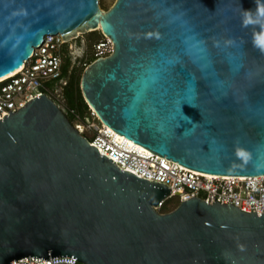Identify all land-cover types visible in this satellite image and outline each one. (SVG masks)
Returning a JSON list of instances; mask_svg holds the SVG:
<instances>
[{
    "label": "water",
    "instance_id": "1",
    "mask_svg": "<svg viewBox=\"0 0 264 264\" xmlns=\"http://www.w3.org/2000/svg\"><path fill=\"white\" fill-rule=\"evenodd\" d=\"M0 0V78L46 35L101 30L81 91L114 132L188 168L264 175V0ZM0 119V264H264V212L121 169L47 94ZM244 153V155H240Z\"/></svg>",
    "mask_w": 264,
    "mask_h": 264
},
{
    "label": "built area",
    "instance_id": "2",
    "mask_svg": "<svg viewBox=\"0 0 264 264\" xmlns=\"http://www.w3.org/2000/svg\"><path fill=\"white\" fill-rule=\"evenodd\" d=\"M77 38V37H72ZM67 42L61 34L46 35L40 47L25 61L22 68L14 75L0 80V119L10 110H18L26 102L40 94H47L67 112L62 101L61 88L50 89L49 82L61 78L63 56L62 50ZM95 58L105 57L113 50L109 37L94 43ZM59 98L58 101L54 98ZM69 111V110H68ZM70 112H74L70 110ZM94 114V112H92ZM81 132H90V142L100 153L112 158L123 170L131 171L141 178L164 183L171 192L156 206L157 210L170 199L178 198L182 202L192 196L208 203H231L243 211L264 212V175L235 176L216 175L188 168L176 161L160 156L147 149L143 152L130 140L125 142L116 138V132L105 124L91 120L77 122ZM146 149V148H145ZM11 264H81L78 259L69 256H56L49 260L42 257H26L14 260Z\"/></svg>",
    "mask_w": 264,
    "mask_h": 264
},
{
    "label": "trees",
    "instance_id": "3",
    "mask_svg": "<svg viewBox=\"0 0 264 264\" xmlns=\"http://www.w3.org/2000/svg\"><path fill=\"white\" fill-rule=\"evenodd\" d=\"M87 38L90 40V47L89 51H91L90 55L91 58L89 61L83 62L82 64L79 63V65L72 66L71 59L67 55L68 54V48L67 44L64 45V49L62 50V56H63V64H62V73L61 78L65 82H60L57 80H51L49 82L50 89H55L56 87H60L62 93V99L66 108L69 110L67 111V116L70 119L72 123L79 122L80 120H85L86 117H89L91 120H95L96 122H99L98 119L94 118L91 114V109L87 102L85 101L82 91H81V77L84 69L89 65L92 61H94L95 55L93 53L94 43L104 38V35L101 30H94L87 32ZM91 49V50H90ZM56 100L59 98L54 97ZM70 110H73L74 112H70ZM70 114V115H69ZM89 133V134H87ZM84 135L88 138H92V134L90 132H84ZM172 199L166 201L164 205L160 208L161 212H168L173 210L177 205L170 202Z\"/></svg>",
    "mask_w": 264,
    "mask_h": 264
},
{
    "label": "rangeland",
    "instance_id": "4",
    "mask_svg": "<svg viewBox=\"0 0 264 264\" xmlns=\"http://www.w3.org/2000/svg\"><path fill=\"white\" fill-rule=\"evenodd\" d=\"M114 2H115V0H100L99 1L100 6L102 8H104L105 10H107L109 7H111ZM89 44H90V40H88L86 33H80V35L77 38H73L72 40H70L67 43V48H68V54L67 55L71 59L72 66H75L76 64L79 65V63L82 64L83 62L90 60L91 51H89V47H90ZM88 58H89V60H88ZM61 96H62V93H61ZM63 100L64 99H62V101ZM87 134H89V133H87ZM170 202H172L173 204H176L178 202V198H173Z\"/></svg>",
    "mask_w": 264,
    "mask_h": 264
},
{
    "label": "bare ground",
    "instance_id": "5",
    "mask_svg": "<svg viewBox=\"0 0 264 264\" xmlns=\"http://www.w3.org/2000/svg\"><path fill=\"white\" fill-rule=\"evenodd\" d=\"M80 33L81 32H78V34L80 35ZM78 35V36H79ZM22 68V66L19 68V69H17L16 71H14V72H12L11 74H9V75H7L8 77L9 76H12V75H14V74H16L20 69ZM7 76H5V77H7ZM5 77H2V78H0V80H2V79H4ZM116 134V138L117 139H119V140H123L124 142H125V139L122 137L123 135H120V134H118V133H115ZM130 142L131 143H133V144H135L133 141H131L130 140ZM137 144V143H136ZM137 146L139 147V149H141V151H143V152H145V151H147V149H145L144 147H142V145H139V144H137ZM26 258V257H25Z\"/></svg>",
    "mask_w": 264,
    "mask_h": 264
},
{
    "label": "clouds",
    "instance_id": "6",
    "mask_svg": "<svg viewBox=\"0 0 264 264\" xmlns=\"http://www.w3.org/2000/svg\"><path fill=\"white\" fill-rule=\"evenodd\" d=\"M258 11H259V13L264 14V8H260V9H258ZM77 37H78V36H77ZM104 37H105V35H104ZM71 40H72V39H71ZM69 41H70V40H69ZM69 41H68V42H69ZM68 42H67V43H68ZM92 62H93V61H92ZM92 62H91V63H92ZM87 66H88V65H87ZM54 101H55V100H54ZM55 102H56V101H55ZM58 104H59V103H58ZM61 109H62V108H61ZM90 109H91V108H90ZM63 111H64V110H63ZM64 112H65V111H64ZM92 112H94V111L91 109V114H92ZM65 113H67V112H65ZM92 116H93L94 118L98 119V117H97V115H96L95 112H94V114H92ZM98 120H99V119H98ZM93 121H95V120H93ZM99 123H100V124H103L100 120H99ZM73 125L76 127V123H75V124L73 123ZM109 128H110V127H109ZM110 129H111V128H110ZM111 130H112V129H111ZM82 133H83V132H82ZM83 134H84V133H83ZM89 140H90V139H89ZM135 144H136V143H135ZM142 147H143V146H142ZM144 148H145V147H144ZM146 149H147V148H146ZM179 203H180V202H178V205H179ZM176 207H177V206H176ZM158 211H160V210H158ZM160 212H161V211H160ZM81 264H82V263H81Z\"/></svg>",
    "mask_w": 264,
    "mask_h": 264
},
{
    "label": "flooded vegetation",
    "instance_id": "7",
    "mask_svg": "<svg viewBox=\"0 0 264 264\" xmlns=\"http://www.w3.org/2000/svg\"><path fill=\"white\" fill-rule=\"evenodd\" d=\"M65 109H67L66 106H65ZM64 111H65V110H64ZM67 111H68V109H67ZM65 112H66V111H65Z\"/></svg>",
    "mask_w": 264,
    "mask_h": 264
},
{
    "label": "snow or ice",
    "instance_id": "8",
    "mask_svg": "<svg viewBox=\"0 0 264 264\" xmlns=\"http://www.w3.org/2000/svg\"><path fill=\"white\" fill-rule=\"evenodd\" d=\"M240 155H244V153H240Z\"/></svg>",
    "mask_w": 264,
    "mask_h": 264
}]
</instances>
